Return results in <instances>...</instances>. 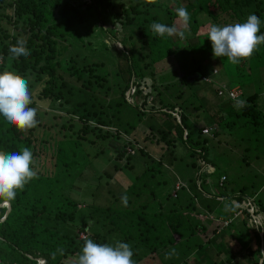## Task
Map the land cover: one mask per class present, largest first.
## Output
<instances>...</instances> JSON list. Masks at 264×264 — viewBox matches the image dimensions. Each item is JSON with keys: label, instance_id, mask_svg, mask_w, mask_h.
<instances>
[{"label": "trees", "instance_id": "obj_1", "mask_svg": "<svg viewBox=\"0 0 264 264\" xmlns=\"http://www.w3.org/2000/svg\"><path fill=\"white\" fill-rule=\"evenodd\" d=\"M177 7L191 16L187 39L155 36L150 25L172 26ZM251 14L262 21L264 34V0H0V71H15L29 79V87L39 86L30 105L37 109L35 128L20 132L0 118V151L30 148L37 171L14 201L0 202V221L10 207L0 222V264H76L89 238L129 243L136 264H264L263 190L208 191L211 185L223 190L229 181L206 160L210 139L231 134L236 123L243 144L250 141L246 133L254 135L245 155L264 142L258 94L242 92L238 99L247 106L239 110L226 94L264 79V45L250 60L232 65L213 58L205 35L210 24L244 22ZM20 37L30 55L9 69V47ZM222 64L237 73L227 83L216 80ZM67 95L76 99L72 110ZM46 100L58 112L47 110ZM107 110L119 114L115 122ZM241 160L248 165L245 156ZM99 162L113 163L114 174H101ZM136 168L141 173L134 180H153L175 168L195 170V176L185 180L175 169L172 189L163 196V181L148 193V182L141 189L128 183L124 175ZM86 171L87 189L72 195ZM101 185L108 189L102 206L95 204ZM179 192L187 194L185 204L177 203ZM125 193L127 207L120 199ZM233 243L241 248L234 251ZM58 248L63 254L53 259ZM166 253H172L169 259Z\"/></svg>", "mask_w": 264, "mask_h": 264}, {"label": "clouds", "instance_id": "obj_2", "mask_svg": "<svg viewBox=\"0 0 264 264\" xmlns=\"http://www.w3.org/2000/svg\"><path fill=\"white\" fill-rule=\"evenodd\" d=\"M143 2L154 5L158 0H143ZM175 16L176 22L172 26L154 21L150 25L152 33L162 38L187 39L190 35V13L185 7H177ZM261 23L257 15L251 14L244 22L228 23L223 26L208 25L205 35L210 41L213 58L225 57L232 65L250 60L259 47L264 45V34H260ZM29 55L27 41L23 37L18 38L16 43L9 47L8 68H11L13 61ZM2 60L3 57L0 56V61ZM32 103L29 79L12 70L0 71V118L17 131L27 132L39 123L36 119L37 109L30 107ZM234 106L239 110L247 106V102L236 99ZM33 162V153L28 147H23L18 152L0 151V202L4 205L14 201L17 193L37 178V171L32 167ZM120 199L122 205L127 207V194H122ZM57 253L63 254V249L58 248L53 252V259ZM133 255L129 243L120 241L114 245L96 243L89 238L85 240L77 254L76 264H136ZM171 255L172 253H166L165 259H169Z\"/></svg>", "mask_w": 264, "mask_h": 264}, {"label": "rangeland", "instance_id": "obj_3", "mask_svg": "<svg viewBox=\"0 0 264 264\" xmlns=\"http://www.w3.org/2000/svg\"><path fill=\"white\" fill-rule=\"evenodd\" d=\"M213 65L214 64H212L211 66H213ZM215 65H217V64L215 63ZM222 66H223V64H222ZM220 67L221 66L219 65V68ZM220 71H221L220 76L218 78H216V80L219 83H227L226 82L227 79L230 80L231 77L237 76L236 72L226 71L224 66L222 67V69ZM207 73L209 76H211L209 71H207ZM230 84H232V83H230ZM31 86H30V89H33L32 95L35 96L37 94V88L39 86H34V85H31ZM241 89H242L244 97H246L250 94H253L254 92L258 94V96H259L258 101H257L258 110L261 111L262 114L264 115V79H263V77H261L258 81L254 82L253 86H250V85L245 86V87L242 86ZM66 99L68 100L67 109L72 110L75 107L76 99L72 98V96H70V95H67ZM42 102H46L45 106H47V108H46L47 110L51 111V109H54L55 112H58V108L56 107V105H53V103H50V101L46 100V101H42ZM136 104H140V102L137 101ZM107 111H108V114H106L107 119H110L112 122H115L117 120V117H119V114L115 113V111H113V110H107ZM131 118H132V116L129 113L125 117V119L128 121L131 120ZM120 120L122 123H124V118H122ZM144 122H145V119L142 123H144ZM235 122H238V121L235 120ZM230 131H233V132L231 134H229V133L224 134L221 132L220 135H218V137L215 140L210 139V141H209L210 150L208 151V154L206 157V160L211 162L212 168L214 169V171L217 172L215 175H217L218 173H225L229 182L226 183V187L223 190L219 189V191L216 192L214 186L211 185V188H208V191H210V192L215 191V193L220 192V193H224V194H227L228 192L232 191L233 194H238V191H240V189L243 186H247L248 188L245 189L244 191H242L245 195L253 194L257 190H261V191L263 190V193H264V142H259L256 149L249 150L248 152H246V155H245V153L243 151L244 146L245 145L250 146V148L253 146L252 145L253 143H251V136H254V135H251L250 133H246L244 135V136H246L245 140L250 138L249 139L250 141H247L243 144L241 142L242 140H241V135L239 133L238 123H236V127ZM260 136H262V135H260ZM262 137L264 138V135ZM108 152H109V150H108ZM244 156L246 157V162L248 165H245V163L241 160ZM136 160L134 158H132L133 163L136 162ZM185 161L190 163L192 161V159L191 160L190 159L185 160ZM132 162H131V164H132ZM177 163H179V162H177ZM195 163H197L198 166H200L201 160H199V159L197 160V158H196ZM112 164L113 163L105 164V163L99 162V164H97V167L99 168L103 165V168L99 170L102 172L101 174H103V172L104 173L106 172L108 174H114ZM119 165H122V163L120 162ZM138 165L139 164H137V166ZM133 167H134V165H133ZM175 169L177 171L178 170L183 171V168H175ZM175 169H171V172L168 169L167 172H162V174L156 176L153 180H151V179L146 180L145 178L142 179L140 177L138 178V180H134L135 177L141 173V171L136 168L133 172L126 173L124 175V178L128 181V183L133 182L134 185L137 187V189H141V185H140L141 182H148L150 185L146 189L143 190V192H147V193L150 191V189L153 190L154 188H156L155 183L157 181H163L166 185L162 187L160 193H162V195L164 196V194L166 192H167V194H169L170 190L172 189V185H173L175 178H176L173 175L176 173ZM95 170H97V169H95ZM90 173H91V175H93V172L90 171ZM182 173H184L186 175L185 180L191 179V178L193 179L195 176V170L187 171L184 168V171ZM84 174H85L84 177L82 176L83 179L82 178L79 179L77 181V183L74 185V187L72 188V191H71L72 195L76 193L75 191H78V193L82 195L84 190L87 189L86 186L88 184L87 182L89 181V179H87V171ZM150 180L152 182H149ZM215 180L216 179L214 177V182H215ZM251 185H252V187H249ZM107 190L108 189L106 187H104L103 185H101L97 189V192L95 193V195H97L100 192L99 194H101V196L98 197V200L95 199V202H96L95 204L101 205V206L107 204V202H108V200H107L108 196H106ZM189 191H190L189 195L191 194V196H194L193 192H191V190H189ZM156 192H157V188H156ZM185 194H186L185 192H183V193L179 192L178 193V195H179V201L177 202L178 204H185L186 203V199L183 198L185 196ZM173 195H174V193H172V196ZM163 196L157 194V197L159 200H161L163 198ZM195 199H196L197 203L199 205H201L200 199L198 197H195L194 202H195ZM84 200H85V202L91 201L88 198H84V199L82 198V201H84ZM168 205H171V204H168ZM236 216H238V214ZM239 218L240 217H238L236 219V222ZM254 221L257 224H259L258 219H255ZM226 223H228V222L223 221L224 225H226ZM226 235H228V234H226ZM262 236H263V234H260V237H262ZM83 237H84L83 235H80V238H83ZM224 239L227 242L232 241V238H229V236H226ZM233 244H232V247H233L234 251H238L241 248V244H237V243H235L234 245ZM242 246L245 247L246 245L243 244ZM183 264H187V263H183Z\"/></svg>", "mask_w": 264, "mask_h": 264}, {"label": "built area", "instance_id": "obj_4", "mask_svg": "<svg viewBox=\"0 0 264 264\" xmlns=\"http://www.w3.org/2000/svg\"><path fill=\"white\" fill-rule=\"evenodd\" d=\"M228 98L231 100V101H235L236 99H238L241 95H242V91L238 88V87H234L230 90H228L226 92ZM203 133H206V131H203ZM251 214H252V210H250ZM253 219L255 220V218L253 217Z\"/></svg>", "mask_w": 264, "mask_h": 264}, {"label": "water", "instance_id": "obj_5", "mask_svg": "<svg viewBox=\"0 0 264 264\" xmlns=\"http://www.w3.org/2000/svg\"><path fill=\"white\" fill-rule=\"evenodd\" d=\"M9 211H10V207L8 206V207L6 208V213H5L4 218H3L2 220H4V219L7 217ZM2 220H1V221H2ZM1 221H0V222H1Z\"/></svg>", "mask_w": 264, "mask_h": 264}, {"label": "crops", "instance_id": "obj_6", "mask_svg": "<svg viewBox=\"0 0 264 264\" xmlns=\"http://www.w3.org/2000/svg\"><path fill=\"white\" fill-rule=\"evenodd\" d=\"M256 223V222H255ZM257 224V223H256ZM258 226H261L262 224H261V222L259 221V224H257Z\"/></svg>", "mask_w": 264, "mask_h": 264}]
</instances>
